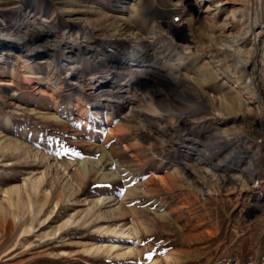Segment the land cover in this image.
<instances>
[{
	"label": "rangeland",
	"instance_id": "374dc122",
	"mask_svg": "<svg viewBox=\"0 0 264 264\" xmlns=\"http://www.w3.org/2000/svg\"><path fill=\"white\" fill-rule=\"evenodd\" d=\"M261 2L0 0V264H264Z\"/></svg>",
	"mask_w": 264,
	"mask_h": 264
},
{
	"label": "bare ground",
	"instance_id": "6f19581e",
	"mask_svg": "<svg viewBox=\"0 0 264 264\" xmlns=\"http://www.w3.org/2000/svg\"><path fill=\"white\" fill-rule=\"evenodd\" d=\"M261 4H262V7H263V9H264V0H262V2H261ZM261 18H262V21L260 20V23H256V24H260L259 25V27H255V32H254V30H252V32H254V42H253V45H254V51H253V54H251V56L248 58V59H245L243 62H244V64H246L247 65V67L249 68V69H251V68H254V66H255V63L257 62V60H258V56H259V51H261L260 50V45H261V43L263 44V46H264V43L262 42V39H261V35H263L262 33H264V11H263V13H262V16H261ZM256 24H254V26H256ZM231 36V35H230ZM42 41H43V39H42ZM240 45V43L238 42V39H237V37H233L232 39H231V42H229V43H225V44H223V46H221L222 47V49H228V50H230V48L231 47H236V46H239ZM16 46L18 47V48H20V47H22V46H25V45H23L22 43H19V44H16ZM262 46V45H261ZM262 46V47H263ZM49 49V48H48ZM48 49H40V48H36V50H37V53H39V52H44V51H47ZM237 49V48H236ZM240 49V48H239ZM231 50H233V49H231ZM235 50V49H234ZM238 52V51H237ZM147 73H153V74H155L156 73V69H153V68H151L150 67V71L149 72H147ZM25 80H26V82H28L29 84H32V83H40L37 79H34V77H32V74H30V73H25ZM136 85L137 86H139V85H141V83L138 81V82H136ZM1 222H0V227H1ZM9 227L11 228V224H9ZM0 232H1V229H0ZM122 233V232H121ZM132 234V233H131ZM1 240H4V239H1ZM3 242V241H2ZM1 242V243H2Z\"/></svg>",
	"mask_w": 264,
	"mask_h": 264
}]
</instances>
